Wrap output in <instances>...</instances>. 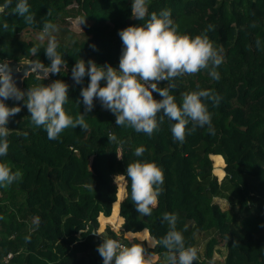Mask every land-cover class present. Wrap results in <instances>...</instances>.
I'll return each mask as SVG.
<instances>
[{
	"label": "trees",
	"instance_id": "1",
	"mask_svg": "<svg viewBox=\"0 0 264 264\" xmlns=\"http://www.w3.org/2000/svg\"><path fill=\"white\" fill-rule=\"evenodd\" d=\"M16 3L12 0V7ZM27 3L32 24L11 14L12 8L0 14V62L40 60L49 66L47 43L37 45L20 35L40 34L45 22L56 25L61 34L57 52L67 68L49 74L48 80L29 74L22 86L28 90L48 86L49 81L65 82L69 100L64 110L73 118L86 114L89 130L69 127L58 139L49 140L42 127L31 123L23 101H4L21 111L9 119V149L0 163L22 172V178L0 188V264H103L97 247L105 238L126 246L139 244L148 264H166L167 250L154 244L169 231L162 219L165 212L178 216L177 230L185 246L197 250L194 264H264V0H147L149 16L170 10L179 34H206L223 57L218 81L208 70L174 81L170 94L178 104L184 93L200 90L221 98L216 107L202 98L212 115L214 134L207 126L197 127L183 143L173 139L174 121L165 117L159 123V114L158 129L149 136L117 126L115 115L98 99L85 113L80 93L90 78L85 76L81 84L71 78L80 59L86 67L91 60L119 70L123 44L118 32L143 26L148 19L132 17V0ZM71 19L84 21L76 35L68 31ZM5 22L7 30L2 28ZM32 47L38 48L35 56ZM167 85L158 83L159 88ZM153 97L162 99L157 92ZM191 127L190 122L187 128ZM109 133L117 142H109ZM138 147L146 149L141 157L134 155ZM137 160L155 163L164 173L163 192L150 216L136 212L130 181L115 179ZM92 184L93 189L85 187ZM141 234L143 239L138 238ZM219 249L224 251L222 262L214 258L215 252H222Z\"/></svg>",
	"mask_w": 264,
	"mask_h": 264
},
{
	"label": "clouds",
	"instance_id": "2",
	"mask_svg": "<svg viewBox=\"0 0 264 264\" xmlns=\"http://www.w3.org/2000/svg\"><path fill=\"white\" fill-rule=\"evenodd\" d=\"M8 8H12L11 14H18L26 23H33L34 17L29 14L27 0H17L14 7L12 0H5L0 5V14L5 13ZM131 13L139 21H144L146 17L148 19L143 26H129L118 32L123 44L119 70L108 64L98 66L91 60L87 61L86 67L82 59L76 61L71 69V78L76 84H81L85 76L90 78L89 84L80 93L85 113L93 110L94 99H98L106 110L115 115L117 126L131 128L137 133L143 132L151 136L158 129L159 114V123L165 117L174 121L171 132L176 142L183 143L186 135L195 132L197 127L207 126L214 134L212 115L202 98L216 107L221 99L217 94L209 90L186 92L182 96V102L178 104L170 91L176 88V78L194 75L201 70H208L212 79L218 81L220 74L217 69L223 63L220 52L206 34L195 37L179 34L178 26L171 19L170 10H163L159 14L152 12L149 16L147 0H132ZM82 23L83 20L80 24ZM211 27L209 26V30ZM2 28L7 30L8 23L5 22ZM56 31V25L45 22L38 37L40 41L48 38L44 52L50 65L45 67L40 60L30 64L33 70L44 74L43 77L38 75L42 79L48 78L49 74H59L62 66L67 68L66 61L57 52L56 39L52 36ZM259 43L258 40V46ZM92 47L95 48L94 45ZM30 52L35 56L38 48L32 47ZM101 81H105L106 86L102 87ZM161 81H167V87L159 88L158 83ZM68 92L69 85L56 80L48 86L28 88L25 99V93L17 88L13 80L11 69L7 64H0V157L6 156L9 149V119L21 111L18 106L8 107L4 103L9 99L24 102L30 113L31 123L37 128L42 127L49 140L58 139L69 127L75 129L79 126L82 131H88L86 114L79 113L75 118L66 114L63 106L69 100ZM153 92H157L162 99H154ZM190 122L192 127L188 129ZM107 137L109 142H117L115 134L109 133ZM145 151V148L138 147L134 155L141 157ZM21 178L22 172H13L8 165L0 163V188H8ZM115 179L130 181V196L136 212L150 216L163 192V171L155 163L137 160L127 165L125 175H118ZM85 187L93 189V184ZM162 219L168 223L169 231L163 238L155 240L154 244L167 250L166 264H194L197 250L185 246L184 236L177 230L178 216L165 212ZM29 239L30 237H26V240ZM97 251L103 264H148L145 249L139 244L126 246L116 239L105 238Z\"/></svg>",
	"mask_w": 264,
	"mask_h": 264
},
{
	"label": "rangeland",
	"instance_id": "3",
	"mask_svg": "<svg viewBox=\"0 0 264 264\" xmlns=\"http://www.w3.org/2000/svg\"><path fill=\"white\" fill-rule=\"evenodd\" d=\"M67 27H68V31L72 32V33H78L80 31V23L78 22V19H71V21H67ZM76 35V34H75ZM52 36L55 37L56 40H59L60 37H61V34L58 32V29L56 32H53L52 33ZM20 37H22L24 40H28V39H32L37 45H42L44 43H48V38L46 37L44 41H40L39 40V34H35V35H32L30 33H27V32H22ZM69 37V34H65L64 35V38L65 39H68ZM223 163V161H222ZM222 168V167H221ZM215 174V173H214ZM216 175V174H215ZM217 176V175H216ZM218 179H220L218 176H217ZM222 207H227V205L224 203L222 204ZM108 224V223H106ZM111 225V224H110ZM104 224L101 223V227L100 229L98 230V233H104ZM115 225H112V228H114ZM116 228H114L115 230ZM95 233V232H94ZM221 250V249H219ZM222 252H215L214 254V258L217 260V261H220L222 262L223 261V255H224V251L221 250Z\"/></svg>",
	"mask_w": 264,
	"mask_h": 264
},
{
	"label": "water",
	"instance_id": "4",
	"mask_svg": "<svg viewBox=\"0 0 264 264\" xmlns=\"http://www.w3.org/2000/svg\"><path fill=\"white\" fill-rule=\"evenodd\" d=\"M0 64H7L8 68L11 69L12 77L18 89L27 95V89L23 88L22 83L25 78L28 77L29 74L34 75L35 77L39 78L38 75L43 77V73L39 70H33L31 63L26 61H12V60H5L0 62ZM48 80V78H46ZM51 84V81L48 82V85ZM2 99V98H0ZM95 231V230H94Z\"/></svg>",
	"mask_w": 264,
	"mask_h": 264
},
{
	"label": "crops",
	"instance_id": "5",
	"mask_svg": "<svg viewBox=\"0 0 264 264\" xmlns=\"http://www.w3.org/2000/svg\"><path fill=\"white\" fill-rule=\"evenodd\" d=\"M143 236H144V235H143V234H141V235H139V237H138V238H139V239H143ZM153 246H154V244H153V243H150L149 247H153Z\"/></svg>",
	"mask_w": 264,
	"mask_h": 264
}]
</instances>
